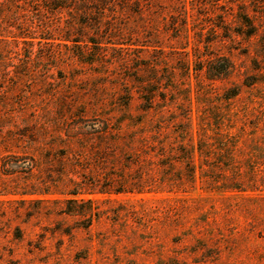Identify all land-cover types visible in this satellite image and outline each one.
Returning <instances> with one entry per match:
<instances>
[{
	"label": "rangeland",
	"instance_id": "obj_1",
	"mask_svg": "<svg viewBox=\"0 0 264 264\" xmlns=\"http://www.w3.org/2000/svg\"><path fill=\"white\" fill-rule=\"evenodd\" d=\"M180 3L153 0L154 29L141 28L132 10L107 13L100 29L91 28L96 42L83 59L73 55L78 46L55 45L63 57H52L45 54L50 43L13 36L16 27L0 29V159L8 163L0 166V264H264V206L248 197L264 191H100L109 185V168L91 157L89 136L95 125L119 123L128 101L139 112L142 63L181 74L187 57L193 67L197 55L230 57L227 79L200 96L193 92L192 133L197 137L205 109L230 105L235 121L221 120L223 130L246 124L249 143L264 144V0ZM244 11L258 27L251 36L240 19ZM110 22L121 36H106ZM186 24L189 38L178 30ZM139 43L153 46L143 50ZM234 86L239 94L226 100ZM167 97L179 105L174 94ZM123 125L133 121L125 118ZM80 149L87 159L82 169L64 173L61 158ZM110 170L123 173L121 165ZM72 181L91 192L68 193ZM73 197L83 200H65Z\"/></svg>",
	"mask_w": 264,
	"mask_h": 264
},
{
	"label": "trees",
	"instance_id": "obj_2",
	"mask_svg": "<svg viewBox=\"0 0 264 264\" xmlns=\"http://www.w3.org/2000/svg\"><path fill=\"white\" fill-rule=\"evenodd\" d=\"M128 10L137 14L141 28H155L153 24L157 17L154 16L153 0H0V29L8 31L16 27L20 33L13 36L50 43L52 48L45 54L52 57H63L59 50L53 48L55 45L78 46V51H73V55L83 59L91 52L90 43L96 42L89 34L91 28L100 29L110 16L107 13L115 16ZM65 14L70 18L63 22L61 19ZM75 14L85 19L80 21ZM240 19L250 27L245 31L246 35L257 33V24L247 11ZM78 25L82 30L80 32H77ZM108 28L106 36H121L117 32L122 28L115 27L112 22ZM178 30L189 38L187 24L179 26ZM96 36L103 38L99 33ZM139 37H142L141 33ZM139 44L143 50L153 46L150 43ZM186 53L189 54V51ZM180 68L181 74L176 67L159 73L156 63L140 64L144 75L137 87L142 98L139 112L133 113L128 101L119 123L113 125L108 121L95 125L96 132L89 136L95 139L90 145L91 157L99 161L102 169L109 168L105 172L109 185L100 191L189 193L197 187L221 193L264 191V144L256 138L249 143L246 124L236 132L223 130L221 120L231 121L235 116L230 105L218 109L209 107L208 111L205 109L198 116L197 137L192 133L193 92L200 96L215 81L227 79L233 71V61L225 55L207 58L197 55L194 67L187 57ZM192 69L196 71V83L191 79ZM170 92L174 94L172 103L179 105H170L167 97ZM238 94L237 86L230 87L225 99L231 100ZM125 118L133 121V127L123 125ZM234 126L231 124L230 128ZM254 150L258 153H250ZM80 154H83V149L73 158H61L64 173L77 174L82 169L83 161L87 159ZM7 164L0 159V166L6 168ZM120 165L123 173L117 171L115 175L112 174L110 169ZM126 168L132 169L131 179ZM72 182L74 189L68 193L77 196L91 192L86 183ZM248 197L258 200L257 205L264 206V194ZM65 200L72 203L83 199L73 197Z\"/></svg>",
	"mask_w": 264,
	"mask_h": 264
}]
</instances>
